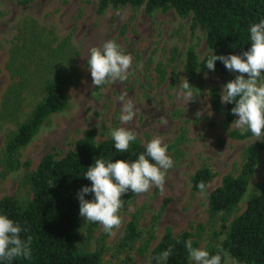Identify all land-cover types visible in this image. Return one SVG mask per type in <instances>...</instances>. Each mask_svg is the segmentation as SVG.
Returning a JSON list of instances; mask_svg holds the SVG:
<instances>
[{
  "label": "trees",
  "instance_id": "1",
  "mask_svg": "<svg viewBox=\"0 0 264 264\" xmlns=\"http://www.w3.org/2000/svg\"><path fill=\"white\" fill-rule=\"evenodd\" d=\"M126 5L142 7L147 14L173 8L180 16L192 15L191 28L205 29L211 53L200 61L194 48L185 51L183 88L191 86L198 71L218 73L225 100L216 84L209 85L208 100L213 113L223 112L222 127L227 137L243 140L262 134L260 140L243 149L238 172L223 175L220 184L210 191L208 220L211 224L221 221L213 238L221 234L223 237L218 244H209L196 264H223L226 256L236 264H264V179L248 196L244 208L234 214L264 151V0H97L96 12L102 15L108 8ZM17 33L7 63L13 83L0 101V122L15 121L17 126L6 140L2 164L6 171L26 169L24 182L31 196L23 201L9 195L0 198V264H103L105 240L114 221L109 219L94 250H84L77 246L84 208L97 201L88 224L91 235L104 206L132 199L151 179L160 153L170 146L144 145L132 136L126 141L112 136L97 140L96 128L91 126L74 142L73 149L58 158L49 152L35 169L29 170V162L19 158L20 150L52 114L68 107L67 88L79 79L80 72L74 65L77 52L72 50L69 36L60 39L31 17L20 22ZM102 68L109 77L112 68L108 59L103 60ZM233 68L257 80L256 114L242 128L231 125L248 96V88L235 76ZM156 71L162 81L164 66L157 65ZM197 85L203 86L200 76ZM30 90H36L38 99L25 114L24 93ZM224 142L223 137L217 140L219 145ZM214 175L202 163L190 177L192 193L203 191ZM155 219L136 247L138 252H145L155 240ZM141 234L138 214L133 213L115 245L119 250L133 249ZM197 241L188 230L173 233L166 227L149 251L150 261L190 264ZM125 259L128 263L131 257L126 255Z\"/></svg>",
  "mask_w": 264,
  "mask_h": 264
},
{
  "label": "rangeland",
  "instance_id": "2",
  "mask_svg": "<svg viewBox=\"0 0 264 264\" xmlns=\"http://www.w3.org/2000/svg\"><path fill=\"white\" fill-rule=\"evenodd\" d=\"M96 6L97 0H28L26 3L0 0V101L13 83L7 68L9 48L25 17L35 19L60 39L69 36L70 46L77 52L74 65L80 72L79 79L67 88L68 107L44 122L20 150L19 158L28 161V169L33 170L47 153L53 152L58 158L73 149L74 142L91 126L96 128L97 140L112 136L126 141L132 136L144 145L170 146L160 153L151 179L132 199L104 206L91 235L88 224L97 201L84 208L77 246L94 250L109 219H113V229L105 240L103 264H153L149 251L169 227L173 233L182 230L194 233L199 243L190 264H196L202 251L209 244H218L223 237L221 234L213 238V231L220 228L221 221L217 219L211 224L208 220L210 191L220 184L223 175L238 172L243 149L260 140L262 134L243 140L227 137L222 127L223 112L213 113L208 100L211 84L219 86L225 100L218 73L198 71L191 86L183 88L185 51L194 48L200 61L211 53L205 29L191 28L192 15L180 16L173 8L147 14L142 7L135 9L129 5L108 8L98 15ZM104 59L111 64L109 77H105L102 68ZM159 64L165 70L162 81L156 71ZM233 73L248 88V96L231 125L242 128L256 114L257 80L237 68H233ZM199 76L203 79L201 88L197 85ZM24 94L26 114L38 95L36 90ZM16 126L15 121L0 122V198L9 195L23 201L31 196L29 185L24 182L26 169L6 171L2 164L6 140ZM219 137L225 139L224 144L217 143ZM202 163L215 175L203 191L192 193L190 177ZM263 179L264 151L234 214L244 208L246 199L257 191ZM133 213L138 214L141 237L135 248L119 250L115 244ZM153 217H156V238L145 252H138L136 247L145 239ZM126 255L131 257L128 263ZM223 264L236 263L226 256Z\"/></svg>",
  "mask_w": 264,
  "mask_h": 264
}]
</instances>
